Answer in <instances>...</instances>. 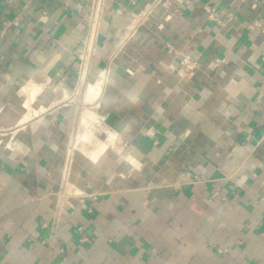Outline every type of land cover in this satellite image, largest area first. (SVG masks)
Instances as JSON below:
<instances>
[{"label":"crops","instance_id":"0c3cea01","mask_svg":"<svg viewBox=\"0 0 264 264\" xmlns=\"http://www.w3.org/2000/svg\"><path fill=\"white\" fill-rule=\"evenodd\" d=\"M89 1L0 0V264H264V33L245 27L264 0H106L91 64L113 67L110 141L71 169L97 199L56 222ZM31 82L46 110L19 126Z\"/></svg>","mask_w":264,"mask_h":264},{"label":"built area","instance_id":"2783aa9c","mask_svg":"<svg viewBox=\"0 0 264 264\" xmlns=\"http://www.w3.org/2000/svg\"><path fill=\"white\" fill-rule=\"evenodd\" d=\"M183 3V0H177ZM194 3V0H184V4L189 6ZM106 0H90L89 1V14L86 18V25H87V36L88 41L91 36H95V40H97L99 36L100 29L103 25V18H104V10H105ZM162 6L164 8H169L172 6V3L170 0H166L162 3ZM232 7V6H231ZM227 10L226 12H221L216 9H213L210 6H204L202 7L204 11L207 14L208 20L216 22L217 24L221 26H225L224 19L222 16L225 15V20L227 21H233L234 20V11L233 9ZM232 12V13H230ZM171 17L168 16L166 19H170ZM246 30L249 32H263L264 33V22L263 20H254L253 22L248 23L246 26ZM94 44V43H93ZM88 47V42H87ZM93 45L89 49L88 47V56L91 61V55L95 53V50H93ZM81 60V58H80ZM82 61V60H81ZM81 66V65H80ZM196 68V64L190 63L188 60H182L179 66V71H177V74L182 79H188L190 80L193 77L194 71ZM154 144H158V142H154ZM70 151L72 148V145H70ZM72 158H73V152L70 155V152L68 153V157L66 159V162L62 168V174H61V181L58 192L55 194L56 202H55V209H54V216L56 222H59L64 215L66 208L72 209L71 214L73 215L75 212V204L76 201H81L86 198H92L94 200L97 199V195L90 194L85 190H82L78 188L74 183L71 181V169H72ZM197 182V181H196ZM79 209H87L88 212H92V210L87 207L84 203H80ZM77 232L80 235L79 241L83 243L88 242V238L83 235V228L79 227L77 228ZM221 254H225L228 252V250H220Z\"/></svg>","mask_w":264,"mask_h":264},{"label":"bare ground","instance_id":"6f19581e","mask_svg":"<svg viewBox=\"0 0 264 264\" xmlns=\"http://www.w3.org/2000/svg\"><path fill=\"white\" fill-rule=\"evenodd\" d=\"M94 39H95L94 35L90 37V39L88 41L89 49L92 47V45L94 43ZM84 62H85V66H84L85 73L82 76L83 80L87 76V73H86L87 67L86 66L90 67L91 61H90L89 56L84 57ZM84 62L82 65H84ZM88 70H89V68H88ZM111 70H113V67H112V69H110V71L105 72L102 75H100L94 84H88L87 85L85 102H88V104H91V105L97 104V101H98L100 95L102 94L103 87L106 83L107 77H110ZM40 91H41V87L36 85L35 83H32V82L30 85H28L27 89L24 91L23 94L26 98V103L28 104L29 109H28L26 115H24L23 119L20 121L19 126L25 125L29 120H31L32 118L37 116L40 112H44L46 110V108H42L40 110L33 108V103L35 102ZM95 108L97 111H94V112H93V110L91 111L92 117H90L91 114H88L87 116L89 118L85 117L84 118L85 120L81 124L82 128L85 129L86 131L84 132V134L80 137V139L78 141L74 142V144L72 142V144H71L72 145L71 153L74 151V149L75 150L79 149L80 153L84 157H86L88 160H90L91 162H94V163L98 162L100 160V158L103 156L104 152L106 151V149L108 147V143H107V141H103V140L98 139V136L92 130L89 129V125L94 122L92 120H94L95 118L100 120V121H98V123L99 122L102 123V121L105 120L109 114L107 112V108L104 107L103 105H101L100 103L95 105ZM85 111L87 112V110H85ZM98 111H99V114H98ZM3 135H5V134H2V136ZM1 140H2V138H1ZM130 161L132 164L136 163V161H134L133 158H131Z\"/></svg>","mask_w":264,"mask_h":264},{"label":"rangeland","instance_id":"374dc122","mask_svg":"<svg viewBox=\"0 0 264 264\" xmlns=\"http://www.w3.org/2000/svg\"><path fill=\"white\" fill-rule=\"evenodd\" d=\"M87 42H88V36H87ZM98 42L99 39L97 38V40H95L94 44H93V50H95V53H93L91 55V61L94 58L96 51H97V47H98ZM88 49V47H86ZM85 48V52H82L81 55H79V66H78V86L76 87V89L74 90V92H72L71 96L70 95H65V97L63 98V100H68L66 102V104H70L71 106H73V108L76 110V123H75V130L74 133L72 135V142L74 144V142L78 141L80 139V137L84 134V132L86 131L85 129L82 128L81 124L82 122L85 120V117H88V114H91V111H97L95 108V105H97L98 103L101 104V95L97 101V104H88V102H85V97H86V90H87V85L88 84H94L96 82V80L98 79L99 75H100V71L102 72L103 70L101 68H94V66H92V62H90V67L86 66V73L87 76L85 77V79L83 80V74L85 73V62H84V57L88 56V50ZM81 58V60H80ZM84 62V65H82ZM81 65V66H80ZM89 68V70H88ZM105 69V68H103ZM84 70V71H83ZM88 71V72H87ZM86 75V74H85ZM82 77V78H81ZM109 77H107L108 79ZM107 81V80H106ZM102 105V104H101ZM94 108H93V107ZM87 110V112L85 111ZM90 110V111H89ZM99 114V111H98ZM90 117H92V114L90 115ZM89 118V117H88ZM92 119V118H91ZM93 123H91L89 125V129L92 130L97 136L98 139L103 140V141H107L109 142V129L106 128V123L108 121L103 120L102 124H100L101 122L98 123V121H100L99 119L95 118ZM115 140V139H114ZM114 143V141H113ZM80 146V145H79ZM112 146V145H111ZM72 150V148H71ZM110 152V149H109ZM71 154V151H70ZM82 156L83 155L80 153L79 149L73 151V156ZM84 158V157H83Z\"/></svg>","mask_w":264,"mask_h":264}]
</instances>
